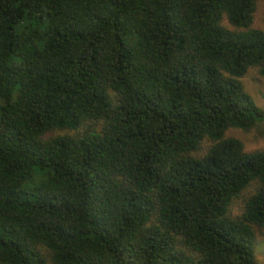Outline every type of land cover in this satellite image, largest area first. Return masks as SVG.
Instances as JSON below:
<instances>
[{
	"label": "trees",
	"instance_id": "1",
	"mask_svg": "<svg viewBox=\"0 0 264 264\" xmlns=\"http://www.w3.org/2000/svg\"><path fill=\"white\" fill-rule=\"evenodd\" d=\"M255 4L0 0V264H255Z\"/></svg>",
	"mask_w": 264,
	"mask_h": 264
},
{
	"label": "rangeland",
	"instance_id": "2",
	"mask_svg": "<svg viewBox=\"0 0 264 264\" xmlns=\"http://www.w3.org/2000/svg\"><path fill=\"white\" fill-rule=\"evenodd\" d=\"M253 27L264 32V0H256ZM241 81L245 91L251 96L257 107L264 112V76H260L256 70L252 69ZM60 133L61 131H56L54 135ZM226 137L238 139L247 153L264 152V121L246 131L229 129L226 132ZM206 145L205 143L203 147ZM255 187L256 185L252 183L239 198L233 200L230 206L231 216L235 217L241 214L244 200L253 194ZM255 260V264H264V234H259L257 237Z\"/></svg>",
	"mask_w": 264,
	"mask_h": 264
}]
</instances>
